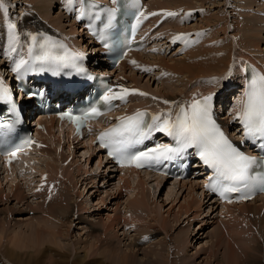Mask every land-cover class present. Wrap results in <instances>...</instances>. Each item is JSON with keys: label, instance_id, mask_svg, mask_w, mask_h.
Segmentation results:
<instances>
[{"label": "bare ground", "instance_id": "6f19581e", "mask_svg": "<svg viewBox=\"0 0 264 264\" xmlns=\"http://www.w3.org/2000/svg\"><path fill=\"white\" fill-rule=\"evenodd\" d=\"M24 1H26L28 4H30L32 1L36 2L38 4L39 3L42 4V6L44 7V10H45V13L47 14V19H49V21L51 23L56 25V28L53 26H50L49 24L47 25L41 19H38L37 17H35L33 15V13H29V12L24 13V15L20 19L18 17H16L15 19H13L12 22L8 21V20H7L8 21L7 23L4 22L3 21L4 17L2 18V20L0 19V29L3 30V33H4L3 39H6V41L9 43V46L11 49H13V48L15 49V51L12 50V53H14L15 58L19 59V61L21 59H25L24 53L29 52L30 46H31V52L33 51L35 54L38 53L40 55L43 51L39 47L40 43L33 42L29 33L36 35V36H40V38L42 40L41 42H43L45 39H47L48 31L55 33L58 36L62 35L59 33V29H57V28H62L60 25V22H58V20L56 18H52L51 10L49 9L50 6H52V3H50V2H52V0H24ZM24 1H23V3H24ZM154 1L155 0H150L148 2L145 14L147 12L151 14V10L152 11L154 10ZM167 1H169V3L165 2V1H164V3H162L160 1V2H157V4L155 5L156 8H162V10L160 11L159 14L156 13V16H158L156 21H158L160 19V17L164 16L167 12H172V11L175 12L177 10L176 12L186 11V14L187 13L192 14L193 12L196 11V8L199 9V7L194 8V6H197V5H194L193 1L191 2L190 0H167ZM249 2L251 3L252 1L244 0V1H242V4H247ZM166 3L171 4V5H167ZM200 4L201 3H199V5ZM250 5L247 4V6H250ZM258 6H259V4H258ZM201 7H200V9H201ZM250 7H252V5ZM261 9H264V8H261ZM261 9L260 10L258 9V13H256V15H254V16L252 15L253 17L251 16L250 19L247 18L249 20H246V19L244 20V18L242 16L239 17L240 22H238V28H239V31L242 32V35L240 37H236L235 40L233 39L235 42H230V44H229V42L227 40V42H226L227 44H223L222 40H217L216 39L217 37H213L214 35H218V34H214V32H213L214 35H211V33H210V36L208 39H205V38L201 39V42H199L200 45H197L195 47H193L191 45L193 47V49L190 48L191 50L186 51V54H187L186 57H184L182 59L177 58V60L175 62L174 61L168 62L167 60H165L166 56H161V57L159 56V58H154V60H156L157 62L149 61V59L148 60L144 59V61H145L144 62L141 59V57H145V53L147 51L151 52L149 50H151V48L153 46H156L155 45L156 41H157L156 31L158 29L155 30L154 34H152V38H151L152 39L151 40V42H152L151 47L148 50H145L144 52L143 51L142 52H131L129 54V57L124 62H122L119 65V67L114 71L115 72V78H116V86L118 88H130V86L138 87L137 94H135L134 96H133V94H130L127 98L126 103H128V101H130L129 102L130 106H129V108L126 109L127 110L126 113L130 114L132 111H135V110L142 108V107L143 108H149V109L154 110V111H161L160 108H163L164 110L165 109L171 110L172 107H176L172 113H177L179 106L183 103V101L186 100L185 98L187 95L184 92H183L184 93L183 95L179 94V92L182 93L181 91L183 90L181 87L177 88L175 86H164V88L167 87V89L165 88L164 92H162L163 94H165L162 97V99H160L161 97H157V96L154 97V100L157 102L156 104H154L155 102L152 101L153 100L152 97H151L152 99L150 98L149 101H152L153 104L148 103L149 101H147V100H146L147 105H144V104H146L144 102L139 103L137 97L141 93L140 89H141L142 85H140V86L138 85L140 81L137 80L136 75H130V77L132 78V81L129 82L130 77L127 76V74L126 75H123L124 73L122 74V71H124L129 66L131 69H134V70H135V68H137L138 69L137 71L139 73H142V71L146 72L145 71L146 68H149L150 70L153 68L155 70V68H156V69H161V70L163 69L164 71L166 69H169V70H172L174 72V74H178V71H180L181 73H183V75L186 74L185 76L188 79H192L197 75H199V76L202 75V76L198 77V79L196 80L197 84L207 81V80H204L203 78H209L210 76L214 75L215 78H217V79H216V81H214L213 80L214 78H213L212 79L213 82L215 83V85L217 87H221L222 83L226 81V76L228 75V71L226 72V70H227L226 68H228L230 63L232 62L233 46L238 47V48L242 47V49L243 48L245 49V47H246V49L252 48L254 50V48H257L259 43H261L260 41H263L264 38L261 36V34L264 32V28H263V26L260 25V22L264 20V14H263L264 10L261 11ZM199 11H201V10H199ZM250 11H248L249 14H251V12H252V11L251 12ZM255 11H257V10L255 9ZM202 14H204V13H202ZM213 16L217 17L218 15H213ZM218 17H217V19H218ZM245 17H247V16H245ZM223 18H225V17H222V18L220 17L221 20H223ZM177 19H178V16H177ZM177 19H176V21H177ZM148 20H150V17ZM210 20H212V19L210 18ZM225 20H227V18H225ZM214 21H216V20H213V22ZM10 22L17 25L16 32L18 35V40L15 43L13 42V39H12V31L8 27ZM216 22H214V23H216ZM169 23H172V22H170L169 18H166L165 23L160 26L159 30L162 29L164 32L163 28ZM261 23H263V22H261ZM210 24H208V25H210ZM75 25L79 26V27L81 26V25H78L76 22H74V25H72L71 30L68 32L69 33L68 37H70V40L73 41L74 44L83 45V43H81V42L79 43V41H77L78 40L77 35L75 34L77 31V27ZM177 25L179 26L180 24L177 23ZM226 26H227V24L224 27L228 29V27H226ZM197 27H199V26H197ZM203 27L205 28V26H203ZM225 28H223V29H225ZM235 29H237V27H235ZM82 30H83V27H82ZM165 30L168 31L170 29L167 28ZM222 30H221V32H222ZM219 31L217 30V32H219ZM61 32L63 34L64 33L66 34L65 28L62 29ZM84 32H86V30H84ZM217 32L215 31V33H217ZM176 33L174 32V34H176ZM65 34L63 35V37H66L68 39V37ZM167 34H169V31ZM173 37L174 36H172V38ZM82 38L83 37H81V40H82ZM221 38H222V36H221ZM3 39L1 37L0 42H3ZM161 39L165 41L166 38L164 36ZM88 41H91V39H89ZM171 42H173V41H170L168 44H171ZM168 44H167V47H166V45L161 46L160 54L163 53L161 50L167 51ZM0 45L3 46L4 44L0 43ZM35 47H36V49H35ZM178 47L180 48V46H178ZM237 49H235V50H237ZM91 50H94V52L96 51L98 54L101 51L100 48L98 47V44L94 45V47ZM179 51L177 53H179ZM174 52H173V54H174ZM250 53H251V51H250ZM93 56H96V55L93 54ZM241 56L243 57V61L245 63L244 64H243V62L240 63V67L242 68L240 75H242V73L245 71V69H246L245 64L248 61H250L253 64L259 65L261 68L264 69V64H262V63L259 64L256 61L257 59H255V57H253L249 54L248 55L247 54H241ZM242 57L240 58V60L242 59ZM261 59H263V58H261ZM133 61H135V63H133ZM2 68H3V66H1L0 71H2ZM4 71H6V68H4ZM201 77H203V78H201ZM238 81H241V82L243 81L242 76L240 77V79ZM143 87H144V85H143ZM185 87L188 89L190 86L185 85ZM150 91H152V90H150ZM159 91H163V90H159ZM162 93L160 92L159 94L162 95ZM169 93L172 95H168ZM200 94H202V93H198V91H194V94L192 93L188 99L195 98V96L200 95ZM85 95H86V93H83V96H85ZM153 95H156V94L154 93ZM44 96L48 99L53 98L54 101H58V99H59V97H58V95H56V93H53V94L48 93L47 90L44 91ZM70 96H71V94H69L64 100L68 99ZM164 101H169L170 103L165 104ZM38 110H40V109H38ZM118 112H121V110L116 109L113 112V114L118 113ZM235 112H236V108L233 109L232 113H235ZM55 129H56V123L53 121L48 122V124L46 125V128L41 133L42 142H45L47 147H41V148L37 147L33 150V153L30 156H26V157L32 158L33 154L38 153L39 155H43L45 157L51 158V156L53 154H55L56 156L53 158V160L54 161L56 160L59 163H61L62 168L64 170H66V171H64L65 174H63L62 176H56V174L53 175V173L62 174L63 171L57 172L56 169L59 165H55L54 163H52L53 161L51 162V160H50L46 163L47 170L49 169L48 171L46 170V172H47L46 175L48 174L47 175L48 177H51L52 175L56 176L57 180H58V178H64L65 179L64 182L61 183L62 189L60 188V186L57 188V191L54 193L56 197L52 200L51 194L53 193V191H52V193L50 191L53 190V188L57 187L56 184H54L52 182L53 183L52 186H51L52 183H50V184L46 183V185H44V191L46 192V195L44 197H42L41 202L39 201L40 204L36 206V208H39L42 210L43 217H41V219H39L38 217L37 218L35 217V219H38L37 221L30 220L28 222L26 221V223L21 222V224L18 222L19 224L15 223L14 226H10V225L8 226L7 220L0 218V219H2V220H0V264H91L92 263L91 262V260H92L91 256H92L93 250H98L97 256H99V257H97V258L102 262L99 264H196V263H193L189 260H185V258L183 256L184 255L183 252H185L186 251L185 248H187L186 244L188 243L187 233L186 234L183 233L182 235H179V237L176 238V244L175 245H176L177 249H175L176 252H175L174 257H172V258L169 256V253L166 254L163 247H161L160 250H156L153 247L150 250L146 247H142L143 244H141L142 243L141 240H143L144 238L147 240L146 234L148 233V231H150V229L158 228V224L161 227H163L167 231V233H170L171 232L170 230H172L175 227L174 225H172L170 223L168 218L161 217L159 215L160 212L158 214V216H160V218L154 217L155 221L158 223L157 226H155L151 223L153 226L148 228V224H146V223L142 224L141 223L142 221H144V219H143V216H141V213H139V212H141L140 210H143L146 208V207L143 208L142 206L145 205L148 207L149 203H151L149 201L148 204L146 205V199H148V197H146L148 194V189H146V185L150 181V180L147 181V179L153 178L154 180L157 179L159 182H162L163 180L166 179V178L160 177V176L159 177L153 176L150 173L149 174H143L141 176L140 173H135L134 171L130 172L128 170H124L119 175V180H118V183H117L114 190L117 192L118 189H122L124 187H125V189H129V190L131 189L130 191L136 190V194L133 195L134 198L131 199V197H133V196H129V198L127 199L128 204H130L133 207V209H130L128 211L125 209V211H127V213H123V211H119L118 213H120V216L118 214H117L118 216L115 215V216H112V218L110 216L108 221H106L104 223H103V221L97 223V225L102 224V226H103L102 232H100L101 230L98 229V227L96 225H94V223H88L89 227H88V232L86 233L87 234L86 240H84L83 237H76V239H74V236L72 234H70V224L73 223V218L75 219V221L82 222V223H87L89 220L84 219L82 216L77 215V213L75 212V209H77V211L81 210L82 203L78 202L77 205H74L71 202H68L67 192H68V189L70 186L68 183H71V181H72L73 187L78 183V180L77 181L75 180V174L72 172L73 165H74L73 163L75 162V161L73 162V160L75 158L72 159L71 163L68 162V160L71 159L70 155H74L77 158L76 155L78 154L77 153L78 147L83 148V146H87V144H88L90 149H92V150L88 151L91 154L90 156H92L93 153L98 151V147L94 146L92 144L93 140H91V138H90V140L86 139L83 141H79L76 138V139H69L68 143H67L68 145L66 148V144L61 145L62 138L60 136L58 137V140H56L54 138V137H56L55 132H54ZM48 140H50V141L52 140L51 145L48 144ZM76 141H77V143H76ZM71 144H74L75 146L73 147ZM150 144H153V142L149 143L148 145H150ZM26 157L25 156L22 157V155H19V160L17 161V163L15 165L11 166L10 169L4 167L2 172H3V174L6 172V174L4 175V179L6 181L11 180L12 176L16 175L15 174L16 171H18V174L21 173L22 176L27 173V171H25L23 173L21 171L23 169L25 170L26 167H31V166H26V164H28V161H29L28 158H26ZM100 157H102L101 153H100ZM102 158H100V162L98 163V168L100 167L101 163L103 162ZM76 170L79 173L82 171L79 168ZM0 171H1V168H0ZM111 171L114 172L113 170H111ZM78 172H77V175H78ZM198 173L199 174L197 176H195L194 181H193V179H192V181L190 180L188 182L182 181L181 183H177V185H179L178 187L172 186V189L176 188L178 190V192H181V191L185 192V191L189 190V194L192 196V199L186 200L185 203L181 205V208L184 209V207H185V212H187L186 214H188V212L190 213V211H193V210L198 211L199 208L194 209V207L197 206L198 204H200V206L203 207L204 206V200H206L207 203H209L210 201H213V200H211V198H208V194L206 192H204V190H203L204 184L200 183L201 179L203 177V176H201V175H203V172H198ZM117 174H118V172H116V173L114 172L112 176H116ZM101 175H102V178H100V180L101 179L106 180V172L104 171ZM138 175H140V176L138 177ZM78 177L81 179L82 174L78 175ZM137 177H138V179H137ZM0 178H1V176H0ZM14 178L15 177H13V179ZM91 178H94V177H91ZM96 179H97V177H96ZM130 179H137L136 183H135V180L130 181ZM199 179H200V182H198ZM83 180H86V178H84ZM167 181H168V179L165 180V182H167ZM202 181L205 182V176L203 177ZM0 182H1V184H3L2 179H0ZM10 182H9V184H10ZM197 186H199V188L201 187V189H202L201 195L204 197L203 200L196 196L197 195ZM9 188L11 189V191L9 193L0 192V198H1L0 200H2V195H3L4 199H6V202L10 201V199L13 197L12 193L14 194L16 199L19 201L26 198V195L23 192H20L21 190L18 187L17 183L16 184L11 183V186ZM17 191H19V192H17ZM171 193L172 192H169L170 195H171ZM32 196H35V195L32 194ZM129 199H131V200H129ZM124 204H125V202H124ZM116 209H115V211H116ZM262 209H264V197H262L261 199H257V200H253V201H246V202L239 203V204L222 205L221 212L224 214H227L230 218V219L228 218L226 223H230L232 221V222H236L237 224H239V222H240L243 225H247L246 228L243 227L244 233H242V234H245V236H247V234H248V236H250V237H246L247 238V240H246L247 246L237 244L240 247L234 248L233 246L235 244H233V246H231L229 244V246H230V247H228L229 250H227L226 254H224L225 255L224 258L219 259L217 257L216 247H219L220 244L215 243V245H214L215 247L213 246L211 248V251L209 249L203 250L204 253L206 251L207 252L209 251L208 254L210 256L209 255L208 256L210 257V259L207 256L201 262V264H212V262H210V260H212L215 257H217V258H215V261H217L218 263L220 262V264H222L224 262H225V264H264V256L262 255V254H264V244L262 243V245L254 246L253 243L251 242V241H255V242H258V241L262 242L263 241L264 242V232L262 231L263 229L261 227L263 222H264V214H263L264 212L262 213ZM22 211H23V209L21 211H20V209H18L17 212H19L21 214ZM179 212L180 211H178V213ZM185 212H184V214H185ZM178 213L176 215H178ZM145 216L146 215H144V217ZM179 216H180V214H179ZM180 219L177 218L176 222L177 223L180 222ZM155 221H154V223H155ZM135 222L137 224H135ZM24 224H25V226H23ZM120 224H122V226H120ZM149 224H150V222H149ZM57 225H59L60 227L59 226L57 227ZM124 225H126V227L128 225L133 226V227L135 226L136 229L138 230L137 232L140 234V237L137 239H134L135 241L132 242L131 244H129L130 242L128 244L127 243L123 244L122 240L120 239L119 234L116 232L117 230L115 231L116 228H118V230H121L124 227ZM238 226L242 228V226H240V224ZM78 232H79V230H78ZM123 233H124V231H123ZM79 234H81V233H79ZM98 234H100L101 236L99 237ZM114 240H116V241H114ZM218 240H216V241L218 242ZM100 244H101V246H100ZM202 247H205V246L202 245ZM201 249H203V248H201ZM257 252H258V254H257ZM105 253L108 257H111L109 263H105V260H104ZM47 258H50L51 260H48Z\"/></svg>", "mask_w": 264, "mask_h": 264}, {"label": "rangeland", "instance_id": "374dc122", "mask_svg": "<svg viewBox=\"0 0 264 264\" xmlns=\"http://www.w3.org/2000/svg\"><path fill=\"white\" fill-rule=\"evenodd\" d=\"M23 1L24 0H7L8 10L4 11L3 9H0V19L2 20V18L4 17V19H5V20L3 19L4 22H6V23L8 21L12 22L13 19H15L16 17H18L20 19L24 15V13L29 12V13H33V15L35 17H37L38 19H41L47 25L49 24L50 26H53L56 28V25H54L53 23H51L49 21V19H47V14L45 13V10H44V7L42 6V4H40V3L38 4V3L33 2V1L30 4H28L26 1H24V3H23ZM160 1L162 3H164V1L169 3V1H167V0H155L154 1V10L158 11V14L162 10V8H156L155 5L157 4V2H160ZM190 1L191 2L193 1V4L197 5V6H194V8L199 7V9L196 8V11L193 12L192 14H190V13L186 14V11L176 12L177 11L176 10L174 13L178 14L177 15L178 19H177V16H169V17L167 16L166 18H169L170 22H172V23L167 24L163 28L164 32L162 29H160V30L158 29L156 31V33H157V38H156L157 41L155 44L156 46H154L152 48V50H149L151 52L147 51L148 53L147 52L145 53V57H141V59L143 61H144V59L145 60L149 59V61L157 62L156 60H154V58H159V56L160 57L166 56L165 60H167L168 62H173V61L175 62L177 60V58L182 59V58L186 57V55H187L186 51H189V50L193 49V47L200 45L199 42H201V39H204V38L208 39L210 36V33H211V35L218 34V35H214L213 37H217L216 38L217 40H222L223 44H227L226 43L227 40H228L229 44H230V42H235L234 41L235 38L240 37L242 35V32H240L239 28H238V22H240L239 17L242 16L244 18V20L245 19L249 20L252 15L254 16V15H256V13H258V9L260 10L261 8H264V0H250L252 2L251 3L249 2L247 4H249V5L251 4L252 7H250L251 5L247 6V4H242V1H244V0H209V1L208 0H190ZM50 3H52V6H50V8H49L51 10L52 18H56L58 20V22H60V25L62 27V28H57V29H59V33L62 31V29L65 28L66 34L65 33L64 34L66 36H69L68 32L71 30L72 25H74L75 20H74L73 16H70L71 11H69L67 9L66 4H65V0H52V2H50ZM199 3H201V4L199 5ZM258 4H259V6H258ZM167 5H171V4H167ZM200 7H201V9H200ZM255 9L257 11H255ZM199 10H201V11H199ZM247 10L248 11L251 10L252 11V12L250 11L251 14H249V12ZM263 10L264 9H261V11H263ZM202 13H204V14H202ZM213 15H218L219 16V17L217 16L218 19H217V17H215ZM245 16H247V17H245ZM220 17L221 18L225 17V18H227V20H225V18H223V20H221ZM175 18L177 19L178 22L176 21ZM210 18L212 20H210ZM247 18H249V19H247ZM213 20H216L217 22L214 21V22H216V23H214ZM261 22H263V23H261ZM261 22H260V25L263 26V28H264V20ZM177 23H179L180 25L178 26ZM207 23L208 24L211 23V24L208 25ZM224 24L225 25L227 24L226 27H228V29L224 27L225 26ZM197 26H199V27H197ZM203 26H205V28ZM76 27H77V31L75 34L77 35V38H78L77 41H79V43L81 42L84 44V41H82L84 39L86 43L83 47L85 49H87V51L93 52V50H91L92 47L89 45L90 41H88L86 35H83L82 27H79V26H76ZM235 27H237V29H235ZM167 28L170 29V30H168L169 34H167L168 31L165 30ZM223 28H225V29H223ZM217 30L218 31L220 30V31L217 32ZM221 30H222V32H221ZM215 31L217 33H215ZM174 32L175 33L177 32V33L174 34ZM213 32H214V34H213ZM64 34H62V35H64ZM178 34H191L189 36V39L191 41H194V42L188 43L185 45V43L183 41L182 42L184 44L181 41H179L180 43L178 46H180V48L177 47L175 49L176 51L172 50L170 53H168V48H167V51H164L162 54H160L161 46L166 45V47H167V44L170 41H173L172 36L175 37ZM2 36H4V33H3V30L0 29V38ZM164 36L166 38L165 41L161 39ZM221 36H222V38H221ZM261 36L264 38V32L261 34ZM81 37H83L82 40H81ZM260 42L261 43H259L258 47L254 48V50L252 48L246 49V47H245V49L244 48L242 49V47L238 48V47H234L232 45L233 46V49H232V53H233L232 57L233 58H232V62L230 63L229 67L226 68L227 69L226 72L228 71V75L226 76V81L230 80V77L232 79H236V78H237V80L240 79V76H241L240 72L242 70V68L240 67V63H242V62H243V64L245 63L243 61V57H242L243 55L241 56V54H247V55L249 54V55L255 57V59H257L256 61L259 64H261V63L264 64V39H263V41H260ZM0 43L3 44L2 42H0ZM168 47H169V44H168ZM235 49H237V50H235ZM178 51H179V53H177ZM250 51L252 54L250 53ZM173 52H174V54H173ZM241 57H242V59L240 60ZM260 57L263 59H261ZM1 60H4V59H2L0 57V62H1ZM127 68L124 71H122V74L123 73H124L123 75L127 74V76H129V77H130V75H136L137 80L140 81L138 85L139 86L142 85L141 89H140L141 93H147L148 94L145 96L139 94L137 97L139 103L140 102L146 103L144 105H147V101H149L151 97L153 98L152 101L155 102L154 104L157 103L154 100V97L157 96V97H161L160 99H162V97L165 95L162 92H164L165 88L167 89V87L164 88V86H175L177 88L181 87L183 90L182 91L180 90L182 93L179 92V94L183 95L184 93H186L188 96L186 95L185 99H188L192 93L194 94V91H198V93H205L206 91H210V89L217 88V86L213 82V80L216 81V79H217V78H215L214 75L210 76L209 78L201 77L207 81L197 84L196 80L198 79V77H200L202 75H200V76L197 75L192 79H188L185 76L186 74L183 75V73H181L180 71H178V74H174V72L172 70H169V69H166L164 71L163 69L161 70V69L155 68L156 72H154V73L150 72L149 74H147V73H144L143 71H142V73H139L136 69L135 70L131 69L130 66ZM3 71H4V68H2V72ZM130 81H132L131 77L129 79V82ZM225 82H223V83H225ZM237 82H239V81H237ZM223 83H222V86H224ZM230 83H231V80H230ZM143 85H144V87H143ZM185 85L190 86V87L187 89L185 87ZM150 90H152V91H150ZM159 90H163V91H159ZM160 92L162 93V95L159 94ZM152 93L153 94L155 93L156 95H153ZM168 95H172V94L169 93ZM152 101H149L148 103L153 104ZM160 109L163 110V108H160ZM38 155H39L38 153H35V154H33L32 158L26 157L29 160L28 164H26V166H31V167H26L25 170L33 167L34 162L36 161V158ZM90 155L91 154L88 151H86V152L81 153L79 155L77 154L76 155L77 158L74 155H70L71 159L68 160V162L71 163L72 159L75 158L73 160V162L74 161L75 162L73 163L74 165H73L72 172L75 174V180L76 181L78 180V183L75 185L76 187L75 186L73 187L72 181H71V183H68L70 185V186L68 185L69 189L67 192L68 202H71L74 205H77L78 202L82 203L81 210L77 211V209H75V212L77 213V215H80L84 219L89 220L87 223H82V222L75 221V219L72 217L73 223L70 224V234H72L74 236V239H76V237H83L84 240H86V238H87L86 233L88 232V227H89L88 223H94V225H96L98 227V229L101 230L100 232H102V229H103L102 224L97 225V223L102 222V221L104 223V222L108 221L110 216H111V218H112V216H115L117 214L120 216V213H118L119 211H123V213H127L128 210L133 209V207L130 204H128L127 199L129 198V196H133L136 194V190L130 191L131 189L130 190L125 189L128 192L127 195L123 196V200H124L125 204H124V202H123V204L118 203V198H119V194L121 193V189H118V191L116 192L114 190L115 187H113L112 190H109V191L107 190V191L101 193L100 196H98L94 189L96 188L97 184L100 183L101 180H103V179L100 180V178H102L101 174L104 171L107 172L106 171L107 169H102L103 168L102 167L103 162L101 163L99 168H98L99 162L93 166V162L91 161L92 156H90ZM55 156L56 155L53 154L50 158V157H45L43 155H39V157L41 158V159L39 157L37 158L39 161V164L36 165V167L33 171L28 173L27 178H24L23 181L19 180L17 178L13 179V176H12V178H11L12 181L11 180H9V181L4 180V182H2L3 184H1V182H0V192L9 193L11 191V189L9 188L11 186V183H14V184L17 183V185L19 187L20 181H22L23 184L19 187L21 190L20 192H23L26 195L25 199H22L21 201H19L16 199V197L12 193L13 197L10 199V201H7V202H6V199H4V196L2 195V200H0V218L6 219L8 226L9 225L14 226V224L15 223L17 224L18 222L21 224V222L26 223V221L28 222L30 220L37 221L38 219H35V217L36 218L38 217L39 219H41V217H43L42 210L39 208H36V206L40 204L42 197H44L46 195V192L44 191V185H46V182L40 181L41 178H43L44 175H46V173H47L46 172V170H47L46 163L51 160V162L53 161L52 163H54L55 165H59L56 169L57 172L63 171L62 174L53 173V175L56 174V176H62L63 174H65L64 171H66L62 168L61 163H59L56 160L55 161L53 160V158ZM45 158H46V160H44ZM40 167H42V168H40ZM78 168L82 170L80 173L76 170ZM39 169L41 171L40 176L38 175ZM21 171H22V173L24 172L23 170H21ZM77 172H78V175L82 174L81 179L78 177ZM20 174H18L19 177H20ZM53 175L51 177L47 176V178H49V180L47 181L49 184L52 183V181H57L56 176H53ZM21 176H22V174H21ZM38 176H39V178H38ZM91 177H94V178H91ZM96 177H97V179H96ZM84 178H86V180H83ZM37 179H39V180H37ZM107 179H108V177L106 174V180ZM106 180H103V182ZM148 180L149 179H147V181ZM193 181H194V179H193ZM9 182H10V184H9ZM56 186H57L56 188H53V190H51V191H53V193L50 191L52 193V194L50 193L52 196V198H51L52 200L56 197L54 193L57 191V188L59 187L57 185V183H56ZM172 186L178 187L179 185H177L175 183L173 184V183H171V181H168V182L163 183L160 186H158V184L155 182V180H153L151 182L149 181V183H147V185H146V189H148V194L146 196V197H148V199H146V205L148 204L149 201L151 203H149L150 206L148 205V207L145 205L142 206L143 208L146 207L147 209L145 208L143 210H140L141 212H139V213H141V216H143V219H144V221H142L141 223L142 224H145V223L148 224V228L152 227L153 225L157 226L158 223L155 221L154 217L160 218V216H161V217L168 218L170 223L172 225H174L175 227L172 230H170L171 231L170 233H167V231L158 224V228L150 229V231H148V233L146 234L147 240L145 238H144L145 240L144 239L141 240V242H142L141 244H143L142 247H146L149 250L152 247L155 248L156 250H160L161 247H163L166 254L169 253V256L172 258L175 255V252H176L175 249H177V247L175 245L176 244V238L179 237V235H182L183 233L184 234L187 233L188 243L186 244L187 248H185L186 251L183 252L184 253L183 256H184L185 260H189V261L196 263V264H201V262L209 255L208 254L209 251L208 252L206 251L204 253L203 250L209 249L211 251V248L215 245V243L220 244L219 247H216L217 257L219 259L224 258V256H225L224 254H226L227 250H229V248H228V247H230L229 244L231 246H233V244H235L233 246L234 248L240 247L237 244L247 246L246 245V240H247L246 237H250V236H248V234H247V236H245V234H242V233H244L243 229L246 228L247 225H243L242 223L239 222L240 226H242V228H241L238 226L239 224H237L236 222L231 221L230 223H226L229 216L227 214H224L221 212L222 206L220 209L215 208V205H214L215 203L213 201H210L209 203H207V201L204 200V206L203 207H201L200 204H198L197 206L194 207V209L199 208L198 211L193 210V211H190V213L188 212V214H186L187 212H185V207L183 209V208H181V205L184 204L186 200L192 199V196L189 194V190H187L185 192H182V191L178 192V190L176 188L172 189ZM201 190H202L201 187L199 188V186H197V195L196 196L203 200L204 197L201 195L202 194ZM17 192H19V191H17ZM169 192H172L171 195L169 194ZM32 194L35 196H32ZM133 198H134V196L131 197V199H133ZM131 199H129V200H131ZM18 209H20V211L23 209L21 214L19 212H17ZM115 209H116V211H115ZM125 209L127 211H125ZM178 211H180V212L178 213ZM159 212H160V214H159ZM184 212H185V214H184ZM263 212H264V209H262V213ZM177 213H178V215H176ZM158 214L160 216H158ZM179 214H180V216H179ZM144 215H146V216L144 217ZM177 218H179V219L181 218L182 220L180 219V222L177 223L176 222ZM2 219H0V220H2ZM154 221H155V223H154ZM149 222H150V224L152 223L153 225L152 224L150 225ZM135 224H137V223L135 222ZM23 226H25V224ZM58 226L59 225H57V227ZM120 226H122V224H120ZM261 227L263 229L262 231L264 232V222H263ZM78 230H79V232H78ZM115 231L119 234L120 239L122 240L123 244L124 243L128 244L129 242H130L129 244H131L132 242L135 241L134 239H137L140 237V234L137 232L138 230L136 229L135 226L133 227V226L128 225L126 227V225H124V227L121 230H118V228H116ZM123 231H124V233H123ZM79 233H81V234H79ZM98 235H99V237L101 236L100 234H98ZM216 240H218V242ZM114 241H116V240H114ZM251 242L253 243L254 246L262 245V243L264 244L263 241L262 242L251 241ZM202 245L205 247H202ZM100 246H101V244H100ZM201 248H203V249H201ZM97 251L98 250L92 251V256H91L92 257V260H91L92 263L91 264L102 263L97 258V257H99V256H97ZM257 254H258V252H257ZM262 255L264 256V254H262ZM217 257H215V258H217ZM215 258L210 260V262H212V264H220V262L218 263L217 261H215ZM47 259L51 260L50 258H47ZM110 259H111V257H108L105 253V258H104L105 263H109ZM209 259H210V257H209ZM222 264H225V262Z\"/></svg>", "mask_w": 264, "mask_h": 264}, {"label": "snow or ice", "instance_id": "6c2138e0", "mask_svg": "<svg viewBox=\"0 0 264 264\" xmlns=\"http://www.w3.org/2000/svg\"><path fill=\"white\" fill-rule=\"evenodd\" d=\"M78 3L86 5V7L76 9L78 12L77 18L82 19L94 5L90 3V0H65L69 11H72ZM0 9L8 10L7 0H0ZM151 15H156V13ZM166 15L176 16L178 14L167 12ZM141 16H143L142 10L134 13L135 24L132 26L133 32L142 23ZM8 27L12 31V39L15 43L18 40L17 25L10 22ZM29 35L33 42L37 40L36 35L31 33ZM190 35L178 34L173 37V42L192 43L194 41L189 39ZM39 47L43 49L42 53L32 58L41 62L39 69L31 66L26 67V65H29V61L21 59L15 67L17 72H20L21 69L25 72L29 70H51V66H55L57 69L69 65L76 67L75 61L77 57L83 55L82 53L67 52L64 55H53L51 49L56 47V44L50 38L45 39ZM12 50L15 51L14 48ZM29 52H31V46ZM45 64L50 67L46 69L44 67ZM145 70L148 71L149 69ZM129 91L128 89H121L117 93L109 88L101 97V102L108 106H111L115 100L126 102ZM140 94L148 95L147 93ZM213 95L210 94L194 99L186 106L180 105L179 111L175 115H173L171 110L160 114L138 110L133 115L122 116L119 118V124L102 131L98 140L106 148H109V155L116 158L121 166L135 164L138 168L145 165L153 166L165 161H173L181 157L186 150L194 148L202 163L212 169L211 182L207 185L210 190L219 192L222 196L228 192L240 191L242 187L254 190L256 187L252 183L254 180H258L261 190H264V176L252 175L253 167L258 163L261 167H264V161H258L256 157L246 155L234 146L216 124L212 116ZM10 99L8 89L0 84V101H8ZM164 103L168 104L170 102L164 101ZM11 111L14 112L15 109L13 108ZM101 114L100 107L94 106L82 116H76L73 119L78 122L79 127L80 124L85 123L89 118H95ZM236 118L240 120L248 136L264 138V74L254 73L250 78L244 98L240 101V106L236 111ZM16 123H19V118L12 123L0 124V135L5 131L13 130ZM157 132L172 137L175 146L157 145L134 153L129 151L135 145L143 144ZM11 155L15 157L16 152H12Z\"/></svg>", "mask_w": 264, "mask_h": 264}]
</instances>
